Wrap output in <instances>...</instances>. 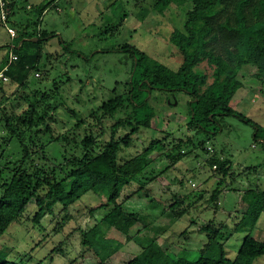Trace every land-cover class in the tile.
<instances>
[{
	"label": "rangeland",
	"instance_id": "374dc122",
	"mask_svg": "<svg viewBox=\"0 0 264 264\" xmlns=\"http://www.w3.org/2000/svg\"><path fill=\"white\" fill-rule=\"evenodd\" d=\"M1 2L5 3L7 21L2 19ZM156 2L0 0V69L10 54H15L16 40L8 27L15 29V36L25 26L31 33L46 31L50 35L42 48L43 68L30 72L27 88L20 89L18 83L0 76L1 102L9 109L14 104L15 110L21 111L27 106L22 93L50 90L58 85V95L51 100L57 108L47 109L55 117L52 132L65 133L79 119L89 118L93 122L90 114L102 115L99 106L103 101L116 94L127 95L133 60L129 52L119 47L129 43L177 69L182 57L171 44L170 35L175 28H183L188 12L197 16L198 11L193 0H172L163 12ZM44 4L46 8L40 14L35 7ZM222 46L216 43V51L224 52ZM29 50L35 52L37 48ZM199 69L209 75L208 82L213 80V66L206 60L199 64ZM148 98L144 106L134 109V121L141 128L133 134L132 144L120 151L121 183L115 188V192L119 190L118 201L123 200L125 208L137 212L141 218L131 228L125 224L121 230L106 229L104 224L107 244L120 243V249L103 261L101 255L82 244L81 235V230L107 220L112 204L92 212L91 209L107 202L114 178L80 197L70 180L65 179L66 198L48 211L40 223L34 220L39 207L30 201L24 215L2 235L0 251L4 258L24 264H125L151 239H157L171 255L196 259L209 243V233L214 232L213 227H205L209 223L215 228L221 226V231L215 233L219 241L226 243V255L232 259L248 234L264 239V76L259 69L250 63L243 65L228 92L229 104L257 125L224 115L217 117L220 130L216 133L197 134L187 124L191 97L185 91L153 89ZM126 115L127 110L122 109L114 116L103 117L105 132L96 146L98 149L110 139L112 124ZM149 123L151 126L147 127ZM87 124L88 120L72 131L69 141H53L45 147L49 160L46 169L50 171L55 164L64 163L65 157L82 153L80 140ZM42 129L34 149L50 138ZM130 129L120 128L116 136ZM188 136L192 143L184 142L181 148L172 151L175 156L180 151L187 153L183 157L172 158L163 150V146L171 148ZM156 138L161 144L150 148ZM200 141L205 142L207 150ZM23 155L19 142L0 120V195L1 183L12 176ZM213 156L227 163L230 169L226 176L209 163ZM33 158L40 165L46 161L41 151ZM30 163L31 160L27 161L25 167H30ZM57 173L64 176L59 170ZM129 178L131 182L126 183ZM140 185L145 188L139 189ZM217 187L220 193L211 201ZM175 200L181 202L176 211L187 206L189 210L178 216L170 207ZM248 206L254 209V215L260 213L257 219L252 216L255 222L248 214ZM237 222L241 224L234 229ZM219 247L212 244L207 255H220ZM253 264H264V254Z\"/></svg>",
	"mask_w": 264,
	"mask_h": 264
},
{
	"label": "trees",
	"instance_id": "16d2710c",
	"mask_svg": "<svg viewBox=\"0 0 264 264\" xmlns=\"http://www.w3.org/2000/svg\"><path fill=\"white\" fill-rule=\"evenodd\" d=\"M171 2L172 0H157L156 6L160 12H163ZM193 2L198 15L194 16L192 12H188L183 28H175L169 38L182 57L180 66L173 69L149 57L146 52L129 43L119 47V50L129 52L133 60L128 93L126 96L116 94L103 101L99 106L102 115L90 114L93 122L89 118H83L77 120L65 133L52 132L51 122L55 117L47 108L51 107L54 111L57 108L56 105L53 106L51 100L58 95V85L50 90L34 89L31 94L23 95L22 93L27 106L21 111H16L14 104L13 108L9 109L0 98V120L3 121L11 137L17 139L24 152L21 163L13 168L12 176L1 183L0 238L15 220L24 215L30 201H35L39 207L34 220L40 223L48 211L66 198L65 179L70 180V184L78 193L77 197H80L113 177L114 185L107 195V202L91 209L92 212L112 204L107 214V220L110 223L102 219L90 229L81 230V235L82 244L101 255L103 261L119 250L120 243L107 244L106 229L115 227L121 230L125 224L131 228L141 218L137 212L127 210L124 201H118L119 190L115 192V188L121 183L120 151L132 144L133 134L141 128V124L134 121V109L144 106L149 101L148 94L153 89L185 91L191 97L188 101L187 124L197 134L216 133L220 130L217 117L224 115H234L247 123L257 125L229 104L228 92L245 64L255 65L264 76V0H193ZM35 8L41 14L46 4ZM25 28L26 26L23 31H19L18 35L14 36L16 43L13 51L17 56L16 59L10 63L8 60L0 69L4 76L18 83L20 89L29 86L28 78L32 70L43 68L42 48H44V40L50 36L46 31L31 33ZM34 37L38 39L34 40ZM218 42L223 44L224 52L216 51L215 44ZM34 47L37 50L31 52L29 49ZM205 60L213 66L211 82H208L209 75L199 69V64ZM43 104L48 106L43 107ZM122 109L127 110V115L117 118L112 124L110 139L105 141L101 149H98L96 146L105 132L102 125L103 117L114 116ZM86 120H88V127L85 128V133L80 140L83 146L82 153L65 157L64 163L55 164L50 171L46 169L45 166L48 165L49 160L45 147L53 141L59 143L69 141L70 133L83 126ZM96 126H98L97 130ZM150 126L151 123L147 125V127ZM127 127H131L128 132L116 136L120 128ZM42 128L50 134V138L39 149H34L33 146L38 143ZM161 142L160 139H154L150 148L156 147ZM184 142L192 143L191 137L180 140L171 148L166 146L162 148L168 151L170 157L181 158L187 153L180 151L175 156L172 151L181 148ZM199 143L203 149L207 150L204 141ZM40 151L43 159L46 160L43 165L33 158V155ZM29 160H31L30 167H25ZM216 160L219 162L216 163ZM209 163L216 165L223 176L228 174L230 168L225 161H220L213 156L209 159ZM57 170L64 176L59 177ZM130 182L131 178L126 183ZM142 188L145 187L140 185L139 189ZM219 193L220 188L217 187L210 200L214 201ZM180 203L179 200H175L170 205L178 216L185 214L190 208L182 207L181 210L176 211ZM65 205H67L66 202ZM248 209L250 217L253 220L252 216L257 219L260 213L254 215V209L249 206ZM262 210H264V202ZM104 224L107 225L106 229ZM240 224L241 222H237L234 229H238ZM205 227H213L214 232L209 233V243L196 259L173 256L157 239H151L125 264H253L258 256L264 254V239L248 234L243 239L237 256L232 259L226 255V243L217 239L219 236L215 232L221 231V226L215 228L212 223H209ZM215 243L220 246V255L210 257L207 251ZM0 264L24 263L6 259L0 251Z\"/></svg>",
	"mask_w": 264,
	"mask_h": 264
},
{
	"label": "built area",
	"instance_id": "2783aa9c",
	"mask_svg": "<svg viewBox=\"0 0 264 264\" xmlns=\"http://www.w3.org/2000/svg\"><path fill=\"white\" fill-rule=\"evenodd\" d=\"M4 6H5V3H4V2H1L2 19H3L4 21H7L6 11L4 10ZM8 30H9V32L11 33L12 36H15V29H14V28H12V27H8ZM16 57H17V56H16L15 54L11 53V54H10V58H9V63H10L13 59H16ZM9 63H8V64H9ZM8 64H7V65H8ZM0 76H2V77H4L5 79H7V77L4 76L2 72H0Z\"/></svg>",
	"mask_w": 264,
	"mask_h": 264
},
{
	"label": "water",
	"instance_id": "95a60500",
	"mask_svg": "<svg viewBox=\"0 0 264 264\" xmlns=\"http://www.w3.org/2000/svg\"><path fill=\"white\" fill-rule=\"evenodd\" d=\"M33 39H34V40H37L38 38H37V37H34Z\"/></svg>",
	"mask_w": 264,
	"mask_h": 264
}]
</instances>
